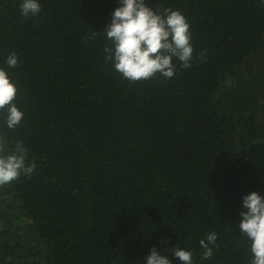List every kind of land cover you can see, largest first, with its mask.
<instances>
[{
	"label": "trees",
	"instance_id": "trees-1",
	"mask_svg": "<svg viewBox=\"0 0 264 264\" xmlns=\"http://www.w3.org/2000/svg\"><path fill=\"white\" fill-rule=\"evenodd\" d=\"M146 2L187 17L193 59L130 82L101 31L119 0H40L30 18L0 0V66L18 54L7 70L24 112L0 135L36 164L0 185V264H142L153 245L199 264L213 231L204 264H249L236 225L242 194L264 196V3Z\"/></svg>",
	"mask_w": 264,
	"mask_h": 264
},
{
	"label": "clouds",
	"instance_id": "clouds-1",
	"mask_svg": "<svg viewBox=\"0 0 264 264\" xmlns=\"http://www.w3.org/2000/svg\"><path fill=\"white\" fill-rule=\"evenodd\" d=\"M264 3V0H260ZM20 14L25 18L36 17L41 12L40 0H20ZM108 40L105 59L123 78L130 82L148 80L157 75L171 78L176 65L190 67L193 59L190 24L187 17L177 9L152 8L146 0H119L113 8L111 19L101 30ZM93 30V35L100 33ZM201 56L203 53L200 54ZM19 63L18 54L12 51L4 58L7 67L0 66V110L3 125L16 128L24 118V112L15 103L19 86L7 69ZM28 149L22 140L15 141L11 149L0 135V185H6L21 175L30 176L35 170L34 161L27 158ZM243 210L238 212L236 225L247 239L251 258L249 264H264V196L256 191L242 194ZM217 233L209 232L199 240L202 252L199 264L209 261L216 247ZM178 264H195L191 249L174 245L171 248ZM142 264H172L167 255L153 245L142 257Z\"/></svg>",
	"mask_w": 264,
	"mask_h": 264
},
{
	"label": "rangeland",
	"instance_id": "rangeland-1",
	"mask_svg": "<svg viewBox=\"0 0 264 264\" xmlns=\"http://www.w3.org/2000/svg\"><path fill=\"white\" fill-rule=\"evenodd\" d=\"M254 64H256L257 65V61H256V63H254ZM257 80V79H256Z\"/></svg>",
	"mask_w": 264,
	"mask_h": 264
}]
</instances>
